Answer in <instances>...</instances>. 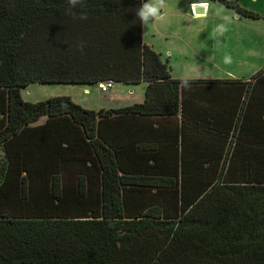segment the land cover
I'll return each instance as SVG.
<instances>
[{
    "label": "trees",
    "instance_id": "obj_1",
    "mask_svg": "<svg viewBox=\"0 0 264 264\" xmlns=\"http://www.w3.org/2000/svg\"><path fill=\"white\" fill-rule=\"evenodd\" d=\"M145 1L0 0V264H264V67L189 80L234 87L236 101L196 110L191 143L105 133L108 121L186 120L182 80L143 42ZM108 80L145 83L143 101L21 97L34 83Z\"/></svg>",
    "mask_w": 264,
    "mask_h": 264
},
{
    "label": "rangeland",
    "instance_id": "obj_2",
    "mask_svg": "<svg viewBox=\"0 0 264 264\" xmlns=\"http://www.w3.org/2000/svg\"><path fill=\"white\" fill-rule=\"evenodd\" d=\"M186 1L165 0L166 7L161 10L163 19L142 25L143 42L159 53L163 61L167 60L171 77L248 79L264 67V0H228L236 1L240 8L256 14L257 18L239 17L232 8L210 0L202 3L206 5L204 15L194 17L193 7L191 13L185 11ZM218 25L227 27L220 39L214 33ZM225 57H230V61L225 62ZM112 85L115 98L110 107L143 100L145 83L126 85L113 82ZM109 92L92 93L87 97L80 85L34 83L21 90V97L24 101L37 102L69 96L74 102L87 100L90 108L97 110V101L113 100ZM106 106L108 104L104 108ZM44 120L45 117H41L36 124Z\"/></svg>",
    "mask_w": 264,
    "mask_h": 264
},
{
    "label": "crops",
    "instance_id": "obj_3",
    "mask_svg": "<svg viewBox=\"0 0 264 264\" xmlns=\"http://www.w3.org/2000/svg\"><path fill=\"white\" fill-rule=\"evenodd\" d=\"M202 3H207V2H203L201 0H187L185 2V11L186 12L188 11V13H191L190 9L196 6L193 4H197V5L204 6L205 12H206V5ZM194 17H200V16H194ZM206 79H211V78H206ZM218 79H226V78H218ZM180 80H184V79H180ZM188 80L196 81V80H201V79H188ZM202 80H204V78ZM242 80H245V79H242ZM190 84H191V87L189 89L184 88L182 91L181 107H186V112H184L186 116V120H183L182 116L179 114L177 115L176 118H171V117H159L156 119L140 118L138 120H127V121H123L122 123L119 122L120 127L118 129H113L112 126H114V124L108 121L106 125H104L106 128L105 133H107V136H112L116 134V137H118L119 134H123V137L125 139L127 138H131L133 140L137 139L138 141H140V143L145 142L147 140L157 141L162 146L180 144L181 142L191 143L193 142V139L194 141L195 139L197 140L198 137H201L203 135L200 132V129L196 128L199 125V121L195 123L196 119L194 120V118L196 117L195 116L196 110L202 107H236V104H235L236 101L234 97H233V100L231 101L226 100L228 98L227 97L228 90H232L234 87L227 88L225 86L224 89H221L220 87H217L216 85L207 84V83H204V84L190 83ZM113 88L114 87L112 85L111 88L105 92H102L98 86H96L95 89H90V88H83V89L85 90L86 92L85 95L87 97L90 96V94L92 93L103 94V93L110 91L109 95L110 97H113V100L97 101L96 107H98L97 108L98 110V109H109V108L114 109V107L109 106L110 102L114 103L113 101L115 98L114 96L115 92L111 91ZM217 88L219 90H222L220 94H218V92H215ZM143 99H144V96H143ZM133 101H134L133 103H141L143 100L141 102H135L136 100H133ZM224 101H226V103H229V104H226ZM87 102H88L87 100H80V101L75 100V103L79 104L80 106L87 108V109H91L90 108L91 106L87 104ZM117 102H119V100ZM133 103L131 102L130 104H133ZM106 104H108V106L104 108ZM119 107H124V106H118L116 108H119ZM36 123L33 125H40V124H43L44 122L40 124H36Z\"/></svg>",
    "mask_w": 264,
    "mask_h": 264
},
{
    "label": "clouds",
    "instance_id": "obj_4",
    "mask_svg": "<svg viewBox=\"0 0 264 264\" xmlns=\"http://www.w3.org/2000/svg\"><path fill=\"white\" fill-rule=\"evenodd\" d=\"M85 0H68V4L71 8H76L77 6H83ZM166 7L165 0H151V2L142 3V6L139 7V10L136 12V15L139 17L142 25L147 26L150 23H153L157 20L163 19L162 9ZM86 16H81V19H86ZM227 20V17L224 18ZM227 31L226 25H218L216 29H214V33L216 34V38L220 39L223 37L224 33ZM82 50V46H81ZM230 57H225V62H229ZM182 86L185 89H189L191 84L188 79H184L181 81Z\"/></svg>",
    "mask_w": 264,
    "mask_h": 264
},
{
    "label": "built area",
    "instance_id": "obj_5",
    "mask_svg": "<svg viewBox=\"0 0 264 264\" xmlns=\"http://www.w3.org/2000/svg\"><path fill=\"white\" fill-rule=\"evenodd\" d=\"M112 81L108 80V81H102L98 84V87L99 89L102 91V92H105L107 90H109L112 86Z\"/></svg>",
    "mask_w": 264,
    "mask_h": 264
},
{
    "label": "water",
    "instance_id": "obj_6",
    "mask_svg": "<svg viewBox=\"0 0 264 264\" xmlns=\"http://www.w3.org/2000/svg\"><path fill=\"white\" fill-rule=\"evenodd\" d=\"M205 13V7L202 5H196L193 8V14L194 16H202Z\"/></svg>",
    "mask_w": 264,
    "mask_h": 264
}]
</instances>
